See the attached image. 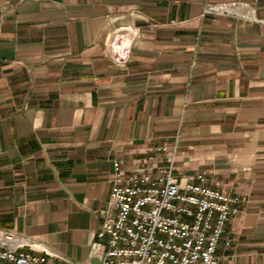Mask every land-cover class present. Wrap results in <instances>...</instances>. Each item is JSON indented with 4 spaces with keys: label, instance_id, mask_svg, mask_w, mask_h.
<instances>
[{
    "label": "crops",
    "instance_id": "obj_1",
    "mask_svg": "<svg viewBox=\"0 0 264 264\" xmlns=\"http://www.w3.org/2000/svg\"><path fill=\"white\" fill-rule=\"evenodd\" d=\"M220 1L0 0V239L85 263L114 162L177 141V175L240 199L224 252L264 264V0Z\"/></svg>",
    "mask_w": 264,
    "mask_h": 264
},
{
    "label": "built area",
    "instance_id": "obj_2",
    "mask_svg": "<svg viewBox=\"0 0 264 264\" xmlns=\"http://www.w3.org/2000/svg\"><path fill=\"white\" fill-rule=\"evenodd\" d=\"M202 13L256 19L247 3L235 0L206 2ZM143 153L129 164L114 162L103 222L82 264H235L224 249L240 199L218 180L208 185L202 173L177 175V141ZM48 256L59 255L22 233L6 231L0 239V264H51Z\"/></svg>",
    "mask_w": 264,
    "mask_h": 264
},
{
    "label": "water",
    "instance_id": "obj_3",
    "mask_svg": "<svg viewBox=\"0 0 264 264\" xmlns=\"http://www.w3.org/2000/svg\"><path fill=\"white\" fill-rule=\"evenodd\" d=\"M96 262V261H95Z\"/></svg>",
    "mask_w": 264,
    "mask_h": 264
}]
</instances>
